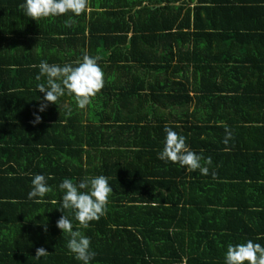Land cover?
Returning a JSON list of instances; mask_svg holds the SVG:
<instances>
[{"label":"trees","instance_id":"16d2710c","mask_svg":"<svg viewBox=\"0 0 264 264\" xmlns=\"http://www.w3.org/2000/svg\"><path fill=\"white\" fill-rule=\"evenodd\" d=\"M177 1L180 0H90L88 10L79 16L68 13L36 21L19 7L25 0H0V264H83L67 248L70 236L57 227L64 214L72 221L73 230L90 238L96 255L89 264H214L206 257L225 260L227 246L235 245L237 239L218 244L220 237H230L237 231L233 230L235 225L228 226L225 208L242 205L232 199L224 203L223 199L218 202L209 198L215 186H225L228 173L224 154H213L221 157V164L207 165L208 175L162 161L158 154L164 147L165 126L186 137L190 149L205 158L215 147L218 128L208 123L217 120L210 115L221 100L226 103L229 97L223 93L227 88L217 79L218 74L227 79V71L215 57L199 50L203 40L199 31L208 28L199 23L201 11H211L218 18L244 15L245 11H236L247 9L251 19L246 23L234 21L232 26H218L212 20L209 27L249 30L243 31L249 34L258 30L254 41H250L256 46L264 43V4L242 7L237 5L238 0H198L199 5L192 9L187 2L179 7L172 4ZM70 17L75 23L65 26ZM61 35L67 37L62 39ZM184 41L193 45L185 50ZM240 51L223 62L250 60L249 64L255 65L248 67L249 71L262 75L264 56L256 51L250 53L247 47ZM85 54L99 56L98 63L109 60L113 68H118L110 72L104 68L105 86L88 105L91 111L99 108L98 115L90 114L84 119L74 95L67 92L57 104L49 103L40 111L45 93L37 91L36 85L46 84L47 78L36 80L39 63L46 60L63 66L64 56L71 59L76 55L82 62ZM241 54L246 58L236 57ZM121 74L125 81H121ZM257 86L244 88L246 96L228 106L242 110L246 102L253 104L259 94L262 111L264 81ZM18 97L21 113L12 114L10 104ZM64 97L70 99L68 107L64 106ZM162 110L164 114L159 116L157 111ZM61 111L68 116L56 118ZM129 112H135L137 117L128 118ZM144 112L146 116H141ZM36 116L41 117L35 123L42 131L41 138L32 132L31 122ZM66 119L68 125H62ZM97 120L109 123L101 126ZM126 120L138 124L128 127L123 123ZM151 122L152 132L146 139ZM233 125L231 122L227 127L232 135ZM65 128L67 133H63ZM246 129L249 132L242 134H254V127ZM48 132L56 136L54 140H49ZM51 143L61 146L56 152L62 156L60 163L66 165L63 178L49 179L52 192L29 199L19 191L31 184L35 173L45 176ZM129 147L138 151L127 150ZM231 147L236 152V161L232 162L237 165L238 161L260 154L256 148L241 154L245 148ZM129 153L136 157L131 158ZM35 161L36 169L29 170ZM240 167L247 173V167ZM99 175L108 177L113 192L105 215L84 228L73 210H60L63 193L54 191L65 178L79 183L85 177ZM37 199L42 202L37 203ZM21 212L24 215L19 217ZM251 240L264 246V238ZM39 247L49 254L35 258Z\"/></svg>","mask_w":264,"mask_h":264},{"label":"crops","instance_id":"0c3cea01","mask_svg":"<svg viewBox=\"0 0 264 264\" xmlns=\"http://www.w3.org/2000/svg\"><path fill=\"white\" fill-rule=\"evenodd\" d=\"M257 1L258 2H255V0H238L236 3L237 5H240L242 7L253 5L254 3L264 4V0L262 1L257 0ZM186 2L189 3L187 5L190 6L192 9H195L199 5L198 0H180L172 4L179 7L180 5L185 6ZM240 11L241 12L245 11V14L240 15V16L234 15L236 17L234 16L229 17L225 15L224 17L219 16L218 18H215V15H213L211 11L206 12L203 10L201 11V15L198 17L200 24H206L208 26V28L202 31H199V32H202L200 39H203L201 40V43H200L201 49L199 48V50L202 51V53L206 56L209 55L211 56V58L215 57L218 63L220 64V66H222L221 68L227 71L225 72V76L227 79L221 76L223 74H220V75L218 74L217 79L218 81H221L222 85H224L227 88L226 91L223 90L224 91L223 93H225L226 96H229L226 98V101H225L226 103H224V101L221 100V104L216 108V110L213 111L212 115H210L211 118L213 119L216 118L217 120L216 121L211 120L208 123L209 127L216 126L219 132L214 136V140L211 138L213 141H215V147L214 149L211 150L212 152L210 155L214 157L212 159V164L216 163V165L218 164L219 166V164H221L219 163L220 162L219 160L221 157L215 156L213 154L223 153L225 159L227 160L225 161V165H227L225 166L226 167L225 171L228 173V177L224 181L225 186L224 187H222V185L215 186V189H213L210 192L209 198H211V201H218V202H220L223 199L224 203H227V201L232 199L242 205V206L225 208L226 210H228L227 212H230V213L226 212V216L228 219V226L235 225V228H233V230H237V231H235V233H233L232 236L230 237L228 236L220 237L221 241L218 243L219 245L221 243L222 244L223 243H233L232 241L233 238H237L236 240L233 239L235 240V244H238V242L245 243L246 240L249 238L250 239L251 238L253 239H263L264 238V109L262 111H261V108L259 109V107L262 106L261 104H263V102L260 100L261 95L257 94V96L259 97L253 100V104H248L246 102L244 105L245 108L242 110L241 109L240 110L231 109L228 106V103H230L231 101L235 99H242L244 98V96H246L244 93V88H253L254 85H255V88H257L258 87L257 84H260L264 81L263 80L264 72L262 73V75L261 74L259 75L257 73H252L251 71H249L248 67H250L251 65L253 66L255 65V64H249L251 62L250 60H248V62L246 61L243 63L233 62V61L223 62V60L227 58V56H231L236 51H237V54L241 52L240 50L242 49V47H247L250 53L253 51H256L257 54H261L264 56V46H263L264 43H262L263 45L257 44L255 46L253 42L252 43L250 42V41H254L256 32L258 30L250 32L249 34V32H243V31H249V30H235L234 31L233 29L226 30V28L224 29L217 28L213 30L212 27H209V25H211L212 23V20H215V22L213 23L218 26H220L221 24H227L228 26H232V23L234 21H237V24H239V22L246 23V20L251 19L250 16L246 15V13L248 12L247 9H242L236 12H240ZM261 20L264 23V16L261 17ZM59 37H61L62 39H65L67 36L61 35ZM184 44H185V50L189 46L193 45L192 42H188V41H184ZM35 49L36 48H34L32 52L34 56H36V52H37L35 51ZM66 56H64L63 58L65 59L62 60V62H65V64L66 63H76L77 64V62H79L78 57L76 55L70 56L72 60L69 58L66 59ZM236 57L246 58V55L241 54L240 56L236 55ZM218 59H222V60H218ZM214 64L215 63L213 62V64H211V67H213ZM99 65L101 66L103 70L104 68L108 69V72H110V70H113L115 68L118 69L117 67L113 68L114 64L110 62L109 60L105 62H103L102 60L99 63ZM116 74L118 76V73ZM120 77H122L121 81H125V78L122 74ZM212 80H215L213 75H212ZM235 85H236V89H235ZM193 94L194 93L191 92V95ZM64 98H65L64 106L68 107L70 99H66V97ZM12 103L10 104L11 109L13 110L12 114H14L15 112L21 113L20 108L22 105L20 103L19 97L16 98L14 102ZM100 103H103V102H100ZM99 112H100L99 108L91 111L89 109V106H86L85 108L81 109L79 113H81L84 119H87L90 116V114L96 113V115H98ZM101 113H104V109L101 110ZM67 114H68L67 112L61 111L58 113V115H56V118L59 116H68ZM129 114L130 116L128 118L137 117L135 112L133 114L129 112ZM146 114H147L146 112L141 113V116H146ZM157 114L159 116L163 115L164 110L160 112L157 111ZM231 122L235 123V125H233L234 126L233 130H235V133L232 135V138L228 141V144L226 145L225 143H223L225 135H226L225 127L226 126L230 127ZM85 123L87 122L85 121ZM97 123L98 125L101 124V126H103L109 122H105L104 120L102 122H99L97 120ZM123 123L127 125L128 127H130L131 125L138 124L134 120H126ZM152 123L154 122H151L148 125L150 129L148 132L145 133V134H148L145 137L146 139H149L150 133L152 132ZM31 124L34 125L32 126L33 128L32 132H34V135L37 138L38 137L41 138L42 131L38 129L39 126H36L33 123V120ZM61 124L65 126L68 125L67 119L63 120ZM246 126H249L251 128L254 127L253 129L254 134L252 136H250V133L248 136H246V134H242L244 131H246V133L249 132V129L245 130ZM64 132L65 133L68 132L66 131V128L64 129L63 133ZM46 136L49 137V140L50 139L54 140V138L56 137L50 132H48ZM125 136L128 137V135H125ZM234 145L239 146L241 148H245L242 152H240L241 154L244 151H245L244 153H247V152L249 153L250 151L254 152L255 149H252V148H256L258 149L257 153H260L261 155L259 154V156L253 159L252 157H249L248 160H241V162L238 161L237 162L238 165L236 163L233 164L232 161H236L235 159L236 152L232 149L231 146H234ZM39 148H41V146ZM60 148L61 146L60 147H58L57 145L54 146L51 143V147L49 148V150H51L52 152L48 153V156H47L48 160L47 162H45L46 168L44 169V172H46L45 173L46 178L52 177V179H55V180H59L63 178L62 173L64 171V166L66 165L64 163H60V157L62 156L58 155L60 154L59 152H56V151H60ZM127 150L138 151V148L129 147ZM129 155L131 158L136 157L135 155L130 154V153ZM42 156L44 155L42 154ZM64 162H67V160L65 159ZM141 163L143 164V161H141ZM36 164H37L36 161L33 162L31 167H29V170L36 169ZM228 164H232V165L228 166ZM239 165L244 166L245 168L247 167L248 169L247 173H245V171ZM37 174L39 173L38 172L35 173V175ZM48 182H50V180H48ZM31 189H32V184L29 183L27 186H23L19 192L22 194L28 195ZM57 193L64 194L63 190H61L60 187L59 189H56L54 191V194H57ZM223 204H220V205H223ZM235 213L240 214V216L237 217ZM23 215H24V212H21V214L18 213L19 217H22ZM39 215H40V210L38 212V216ZM257 231H260V233ZM237 232H240V234ZM206 259L207 261L213 262L214 264L216 263L225 264L224 262L225 260L222 261L221 257H206ZM184 262H186V258Z\"/></svg>","mask_w":264,"mask_h":264},{"label":"clouds","instance_id":"9594fccd","mask_svg":"<svg viewBox=\"0 0 264 264\" xmlns=\"http://www.w3.org/2000/svg\"><path fill=\"white\" fill-rule=\"evenodd\" d=\"M90 0H25L19 7L24 9L25 14L33 20H40L60 15L72 13L79 16L85 13L89 8ZM75 23L71 17L65 21V26H72ZM99 56H90L85 54L82 62H77L74 66L66 63L63 66L59 64H49L42 60L38 67L40 74L36 80L41 77L47 78L45 83L36 85L37 91L45 93L44 101L40 105V111H44L47 104H57V101L67 92L74 95L79 108L83 109L91 103L94 98L105 86V74L98 61ZM37 67V65H33ZM41 117L36 116L33 123H39ZM166 138L163 150L158 154V159L165 162L178 163L185 167L187 171L199 170L202 175L209 174L207 165L212 164L211 156L205 158L202 154H197L190 149L186 142V137L180 135L172 128L165 126ZM225 138L223 143L226 145L232 138L230 129L225 127ZM52 177H45L37 174L33 177L32 189L28 193V198L44 197L52 192L48 185V180ZM64 194L62 197V208L74 211L75 219L79 224L87 228L92 221H98L105 215L109 197L113 188L109 184L108 177L99 175L96 177H85L79 183H74L72 179L65 178L59 185ZM37 203L42 200L37 199ZM57 227L63 233H67L70 239L67 248L75 255V258L82 261L83 264L89 262L95 257L96 253L91 249V240L79 230H73V223L65 214L57 221ZM49 252L39 247L36 249L35 258L45 257ZM225 264H264V246L254 243L249 239L245 243L229 244L227 246Z\"/></svg>","mask_w":264,"mask_h":264}]
</instances>
